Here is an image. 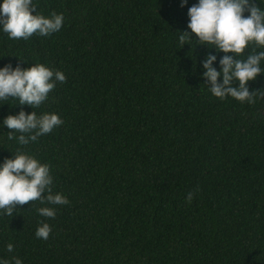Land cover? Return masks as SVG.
Masks as SVG:
<instances>
[{
	"label": "trees",
	"instance_id": "trees-1",
	"mask_svg": "<svg viewBox=\"0 0 264 264\" xmlns=\"http://www.w3.org/2000/svg\"><path fill=\"white\" fill-rule=\"evenodd\" d=\"M33 3L45 16L62 13L61 28L27 39L0 33V65L38 62L65 80L33 109L0 101V118L23 108L55 112L62 123L24 145L0 126V160L19 150L48 163L52 191L68 203L54 205L52 218L37 214L38 200L0 215V256L22 264H264V96L249 104L208 91L199 62L212 49L194 34L181 46L177 39L195 0L183 8L179 0ZM247 86L264 87V74ZM41 221L47 239L34 235Z\"/></svg>",
	"mask_w": 264,
	"mask_h": 264
},
{
	"label": "clouds",
	"instance_id": "clouds-1",
	"mask_svg": "<svg viewBox=\"0 0 264 264\" xmlns=\"http://www.w3.org/2000/svg\"><path fill=\"white\" fill-rule=\"evenodd\" d=\"M187 3L188 0H179L178 6L183 8ZM186 16V30H179L177 39L181 46L194 34L192 40L212 49L206 51L199 62V75L204 78L211 95L220 99L228 96L249 104L256 97L264 96V87L250 91L247 86L248 81L264 74L261 67L264 62V7L257 0H195L187 7ZM62 23V13L50 11L45 16L36 11L33 0H0V33L8 38L27 39L34 33L48 36L58 31ZM249 45H252L250 51L242 55ZM217 53H222L219 58ZM64 80L62 71L42 63H31L27 67L5 63L0 65V101L12 98L17 101L15 104L33 109L48 98L57 81ZM61 123L55 112L37 114L32 110L25 113L23 108L0 118V126L19 133L15 140L21 145L35 141ZM8 139H13L12 131H8ZM192 196L193 192L189 191L185 199L190 201ZM36 200L44 205L36 208L37 214L48 218L56 214L54 205L68 203L65 195L52 191L48 163L19 150L0 160V215L10 217L16 205ZM50 231V225L41 221L34 235L47 239ZM5 250L11 253L13 244L7 243ZM0 264H22V261L17 256H0Z\"/></svg>",
	"mask_w": 264,
	"mask_h": 264
}]
</instances>
